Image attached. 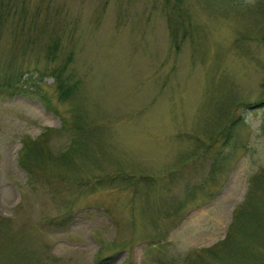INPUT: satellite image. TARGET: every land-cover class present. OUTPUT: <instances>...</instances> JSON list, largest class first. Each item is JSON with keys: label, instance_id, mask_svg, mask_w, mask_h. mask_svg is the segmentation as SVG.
I'll use <instances>...</instances> for the list:
<instances>
[{"label": "rangeland", "instance_id": "rangeland-1", "mask_svg": "<svg viewBox=\"0 0 264 264\" xmlns=\"http://www.w3.org/2000/svg\"><path fill=\"white\" fill-rule=\"evenodd\" d=\"M9 4L0 74L24 91L0 97V264H191L264 168V0ZM46 129L30 186L22 140Z\"/></svg>", "mask_w": 264, "mask_h": 264}, {"label": "trees", "instance_id": "trees-1", "mask_svg": "<svg viewBox=\"0 0 264 264\" xmlns=\"http://www.w3.org/2000/svg\"><path fill=\"white\" fill-rule=\"evenodd\" d=\"M11 10L12 8L9 4V0H0V31L2 24H5V22L8 24L7 20ZM172 38L174 37L172 36ZM6 65L7 67H3V72L0 74V97L4 98H8V96L13 97L17 92L24 91L23 84L18 82V76H8V63H6ZM51 71V73L55 75V83L58 86L61 98H65L71 92L67 88H63L65 85L62 77L63 71H58L55 67H53ZM262 89L264 92V82L262 83ZM35 97L40 99L47 109L53 110L49 107V101L45 100V95ZM234 124V121L230 120L221 128L219 133L221 136L219 135V137H217L218 135H216V137H214V141L208 146L207 153L209 149L214 146V142L216 143L219 139L222 138L223 140L224 138L226 143L230 139L234 132ZM49 131L51 130L46 129L37 140H22L18 164L27 172L30 186H35L38 183L37 170L35 166L33 168L34 164L43 171L49 169L47 158L40 152L41 148L38 147L39 142H37L43 139L45 134ZM28 159L31 161L32 159H36V161H32V163L29 160L27 163ZM215 169H217V167L214 164L212 171H215ZM43 174L47 173L43 172ZM118 175L119 174L110 176L109 179L107 177L106 180L102 178L99 180L97 179V182L94 183L93 186L94 188H103L122 184L123 181L119 180H124V178L122 175ZM80 184L88 185V183L83 182H80ZM255 196H257V198H255ZM68 217L69 216L64 215L61 218V224L64 223ZM102 249L103 247L100 245L98 252L94 256L96 262L100 261L99 257L101 256ZM206 256H210L214 264H264V168L258 170L253 177L249 178L242 202L237 204L232 211L231 221L227 227L225 236L212 246L194 250L188 257V263L197 264V262L203 260L204 263L202 264H212L211 260H206Z\"/></svg>", "mask_w": 264, "mask_h": 264}]
</instances>
